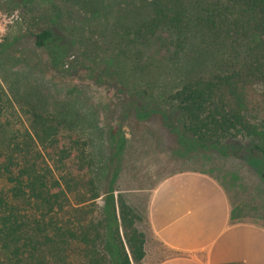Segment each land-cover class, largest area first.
Here are the masks:
<instances>
[{
  "label": "trees",
  "instance_id": "16d2710c",
  "mask_svg": "<svg viewBox=\"0 0 264 264\" xmlns=\"http://www.w3.org/2000/svg\"><path fill=\"white\" fill-rule=\"evenodd\" d=\"M48 1L47 26L27 32L48 65L0 53V264H142L146 254L145 196L130 198L114 175L125 138L104 142L100 106L45 69L77 65L120 94L126 114L157 116L161 133L242 153L259 184L230 199V217L264 216V0ZM68 52L77 58L64 68Z\"/></svg>",
  "mask_w": 264,
  "mask_h": 264
},
{
  "label": "rangeland",
  "instance_id": "374dc122",
  "mask_svg": "<svg viewBox=\"0 0 264 264\" xmlns=\"http://www.w3.org/2000/svg\"><path fill=\"white\" fill-rule=\"evenodd\" d=\"M46 2L49 3L48 0H0V53L4 51L1 57L6 55V58L8 55L15 58L19 51H29L37 60H42V66L48 65L46 53L34 48L27 33L47 26L41 19L44 8L40 6ZM9 41H12L11 45L1 47ZM148 54L155 64H159L161 52L155 45L150 47ZM76 58L75 52H68L64 68H68ZM22 67V64H14L12 68L21 71ZM74 67L65 76L49 69L44 70V75L56 86L66 84L81 89L91 103L100 106L97 125L104 129V142L123 135L125 150L122 146L113 149L121 158L116 162L118 170H115L114 175L119 188L130 192V198L135 197L133 194L144 197L146 193L139 190L147 189L171 173L191 169H203L215 175L224 184L234 203L255 195L259 179L243 160L242 153L222 157L212 147L195 145L190 140L180 141L176 134L168 131L166 135L161 133L157 116L151 120H141L135 113L126 114L125 101L120 94H113L110 86L94 82L83 69ZM55 96L63 98L61 94ZM68 96L71 97V94ZM111 174L108 171L105 176L111 178ZM98 201L101 202L100 199ZM256 201L260 203V199L256 198ZM259 215L245 220L264 224V216ZM141 226L144 227L143 224Z\"/></svg>",
  "mask_w": 264,
  "mask_h": 264
},
{
  "label": "crops",
  "instance_id": "0c3cea01",
  "mask_svg": "<svg viewBox=\"0 0 264 264\" xmlns=\"http://www.w3.org/2000/svg\"><path fill=\"white\" fill-rule=\"evenodd\" d=\"M139 191L148 229L142 264H264V224L232 220L212 173L182 170Z\"/></svg>",
  "mask_w": 264,
  "mask_h": 264
}]
</instances>
